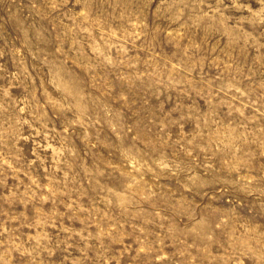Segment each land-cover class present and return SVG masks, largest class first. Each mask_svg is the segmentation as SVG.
Here are the masks:
<instances>
[{
	"label": "rangeland",
	"instance_id": "1",
	"mask_svg": "<svg viewBox=\"0 0 264 264\" xmlns=\"http://www.w3.org/2000/svg\"><path fill=\"white\" fill-rule=\"evenodd\" d=\"M0 264H264V0H0Z\"/></svg>",
	"mask_w": 264,
	"mask_h": 264
}]
</instances>
